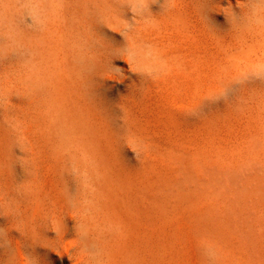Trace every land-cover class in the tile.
Returning a JSON list of instances; mask_svg holds the SVG:
<instances>
[{
    "label": "bare ground",
    "instance_id": "obj_1",
    "mask_svg": "<svg viewBox=\"0 0 264 264\" xmlns=\"http://www.w3.org/2000/svg\"><path fill=\"white\" fill-rule=\"evenodd\" d=\"M116 54H123L132 65L139 68L140 78L145 82L153 77L162 76L165 72L172 75V77L168 76L169 79L181 75L187 82L185 83H189L188 85L192 87H188L189 90L191 89L190 94L187 89L188 99L183 98L188 100L187 104L190 100L191 105L187 106L190 107L188 115H191L193 121L199 117L202 104L203 93L200 94L199 89L203 84L202 64L205 62L231 66L233 71L225 75L228 80L237 78L249 81L246 80L248 77L253 83L252 86L264 84V0H0V104H4L3 102L9 97L10 83L26 80L27 82L24 81L23 84V86L27 84V87L24 86L26 94L31 99H35L41 107L48 105L49 108L44 107L47 110L44 116L47 122L49 120L48 124L52 126V131L59 134L62 143L89 145L96 151L95 147L106 139L102 130L109 131L110 127H114L113 119L118 123L117 113L114 114L113 108L107 105L109 102L107 93L102 90L104 87L111 88L110 84L114 83V86L117 84L115 83L117 79L109 73L111 69L108 65ZM127 72L124 76L128 74ZM179 76L176 78L179 79ZM121 82L124 81H120L119 84ZM261 89L264 91V87ZM183 98L179 101L184 103ZM178 102L176 103L179 105ZM37 103L35 108L38 106ZM263 107L261 109H264ZM8 108L11 111V106ZM31 108L32 111L34 108ZM8 110L5 109V115ZM129 110H125L127 114ZM114 111L116 112L115 108ZM28 115L30 117L29 113ZM178 117L179 115L176 120L181 122V118L177 119ZM198 120L200 122V119ZM30 121L31 119L26 123ZM258 121L254 125H257ZM180 124L182 126V123ZM262 125V131L259 130L260 127L256 128L261 132L260 134L264 130V124ZM101 126L103 133L98 129ZM32 127L34 131V126ZM96 128L101 133L96 132ZM196 128L194 127V130ZM190 129L194 131L193 128ZM252 135L248 138L254 139V142H251L253 144L248 143V139L245 142L249 144L247 147L254 149V144L259 147L262 139L259 142L255 140L256 134ZM259 135L258 138L261 137ZM9 136V130L0 125V264H69L67 260L72 261L73 264H87V239L92 240L100 248L104 247L103 241L105 246L111 247L114 244L118 246V252L109 255V261L113 260L109 264H157V262L159 264L161 259L163 261L166 259H163L165 251L161 253L153 251L145 240L154 208L152 198L155 197L157 190L162 189L161 182L149 184L150 179L133 177L123 163L116 159L110 160L106 153L97 155L93 152L91 161L98 165L100 170V175L97 176L100 191L90 190V195L87 197H90L92 203L107 201L110 207L108 219L104 216L106 214H99L100 211H91L90 218H95L97 222L103 221L105 224L94 223V228L90 224L89 230L96 235L101 234L99 229H103L108 235L102 240L100 238L98 240L97 237L90 239L87 234V224H42L46 218L48 220L54 218V213L44 215V210L41 212V209H38L37 203L41 197L39 198L40 176L38 173L36 175L34 169L37 163H28L18 158L15 148L7 142ZM172 138L175 139L174 136ZM113 139L115 141V137ZM256 141L259 145L255 143ZM231 142L234 143L233 140ZM261 147L260 145L258 149ZM180 148H183V145ZM208 151L210 152V148ZM247 151L250 152L249 149ZM189 154L198 160L201 155L203 157V154L199 156V153L198 155L195 153L196 156L194 153ZM193 157L191 156L192 160L195 159ZM204 158L200 159L201 162H205L206 158ZM252 160L253 158L246 163L243 158L242 161L246 164L239 162L238 166L234 164L236 168L239 167L238 169L231 167L236 170H231L226 165L212 166V168L217 167V170L211 168L209 174L205 173L206 176H203L206 165L197 167L200 169L193 177L197 178V173L203 174V177L195 179L200 188L198 193L210 200L206 210L198 211L199 229L195 232L198 230L199 234L201 231L204 232L199 236L207 235L215 244L222 238L224 240L221 229L223 227L228 229L227 220L223 218L226 212L235 210L239 216L242 214L240 208L246 209L251 206H255V214L250 211L252 218L249 224L259 222L253 225L257 227V231L264 234V172L255 174L251 169L244 170L248 165H253ZM263 160L259 161L260 165L257 163L262 168ZM249 161L251 163H248ZM173 162L175 166L179 164ZM182 163L181 166L184 165ZM193 165L191 164L192 167ZM175 166L172 168L173 172ZM181 166L179 169L184 174L185 170L181 169L183 168ZM253 166L259 170V166ZM180 171L178 170L177 174L180 175ZM35 175L38 178H35ZM177 177L181 178V181L184 180L182 175ZM171 179L174 182V177ZM186 184L182 183V186L186 187ZM242 218L246 220L249 216L245 213ZM67 219L70 221L72 218ZM229 233L231 235V241L227 240L229 245L235 240L233 243L237 244V248L240 247L245 264H252L253 248L249 243L242 245L239 238L242 234L249 236L253 230L241 231L237 226H233ZM227 241L222 242L228 244ZM232 246L228 248L231 250ZM234 247L236 248V245ZM239 250L236 252L238 253ZM231 252L233 254V251ZM231 252H228V256ZM167 256L169 257V254ZM171 256L173 260L175 255ZM231 256L233 255L227 259L229 263H233L237 258L235 256L232 261ZM165 261L167 263V260Z\"/></svg>",
    "mask_w": 264,
    "mask_h": 264
},
{
    "label": "rangeland",
    "instance_id": "obj_2",
    "mask_svg": "<svg viewBox=\"0 0 264 264\" xmlns=\"http://www.w3.org/2000/svg\"><path fill=\"white\" fill-rule=\"evenodd\" d=\"M108 65L111 69V72L109 73L117 79L115 82L117 84L115 86L113 85L114 83L110 84L112 85L111 88L104 87L102 88V90L107 93V98L109 100V102H107V105L113 108L114 114L117 113L116 118L118 123H115L113 119L114 127H110L108 129L109 131H106V128V130H102L103 132H105L104 135L106 139L103 140V143L95 147L97 149L96 151L89 145H73L70 142H60L59 134L52 131V126H49L50 124H48L49 120L47 122L44 116L47 111L46 109L49 108L48 105L44 106L46 108L45 109L43 106L41 107L40 105H38L35 99H31L26 94L25 87H27V84L24 85L25 87L23 86L24 81L27 82L26 80H24L23 82L21 81L22 83L20 81L10 83L9 97L8 99H6V101L3 102L4 104H0V125L6 130H9L10 135L7 142H10L12 147L15 148V151H17L18 153V158H22L28 163H37V167L34 169L36 175L39 174L38 176H40V179L36 177V175L34 177L38 178L39 180V198L41 197V200H38V209H41V212L42 210H44V215L54 213V218H51L50 220L46 218V221H44L42 224H87V234L90 239L97 237L98 240L99 238L102 240L104 239L103 237H107L108 234L103 229H99L101 234L96 235L89 229L90 224L94 228V223H104L100 220L97 222L95 218H90V213H92L91 211H100L99 214H106L104 216H107V219L109 218V202L103 201L99 203L98 201H94L92 203L89 200L90 197H87L88 195H90V190L94 192L100 191L97 179V176L100 175V170L98 169L99 166L93 164L91 161L93 159L92 156L94 155L93 152H96L97 155L106 153L110 157V160L116 159L120 163H123L131 176L144 178L146 180L150 179L151 182H149V184H153L154 182L155 184L161 182L162 189L157 190L155 193V197L152 198L154 208L151 215V224L150 226H148V234L145 238L149 248L153 251L158 253L165 251L163 259L166 258L165 260H167V263L165 260L163 261L161 259V262L159 261V264H233L235 261L236 264H242L240 262H244L243 264H245L244 257H242L243 254L239 250L240 247L238 246L237 248V244L233 243L235 240H232L231 245L233 246L231 247V250L229 249L231 245H229L230 243L227 240L231 241V235L229 231L233 226H237L239 229H241V231H243V229L253 230V233L249 236L242 234L239 240L242 245L243 243H249L250 247L253 248L252 264H264V234L257 231V227H254L253 225L259 224V222L249 224L252 218L251 212L255 214V206H251L250 208L246 209L240 208L239 211L242 212V214L239 216L237 215L235 210L233 212H226V216H223V218L227 220L226 227L228 228V231L225 227L222 226L223 228L221 229V234L222 237H224V240L222 238L217 244L212 243L207 235H205V237H203V235L199 236L202 231L200 232V234L199 230L195 232L197 229H199L197 217L198 211L206 210L210 204V200L207 197H202V195L198 193V190H200V188H198L199 184H197L195 179L201 178L203 174V176H206V174H209V170H217V167L219 166L223 167V165H226V167H229V169H231V167L236 168L235 166H238L237 163L240 162L246 164L247 160H251L252 158V164L259 166V163L262 162L261 160L264 159V157H262L264 156V135H262L264 134V130L262 134H260L261 132L259 131H262L261 127L263 126L262 124H264V109H261L262 106H264V91L263 89H261L262 87H264V84H254V86H252L253 83L248 77L246 78V80L249 81H243L242 79L237 78L228 80V78L226 77L227 74L233 71V68H231V66H229L228 64L217 65L214 62H205L204 64H202L203 67L201 66L203 68L202 70L204 76L201 79H207V82H204L203 79L201 82L204 84V86L201 83V88L199 87V93H203L199 117L191 121V115H188V110L190 107H187L191 105L190 100L188 102L189 104H187L186 102L188 100H185V98L188 99V96H186L188 95L187 89L190 94L191 89L189 90V88L192 87L191 85H188L189 83L186 84L187 82L184 78H182L181 75H178L179 79H177L178 76L169 79L168 76L170 75L165 72V74H162V76L160 75L157 77H153L145 82L142 78H140V73L138 71L139 68L132 65L128 58L124 57L123 54L114 55L113 60L109 62ZM228 66L230 67L229 69ZM124 69H127L128 72ZM125 72H127L128 74L124 76ZM225 72L227 73L225 74ZM223 75H226V79ZM125 77L126 79H124ZM170 77H172V75ZM208 79L209 81L212 80L213 82H209ZM120 81L124 82H121V84H119ZM133 86L134 88H132ZM182 98L184 103L182 101H179ZM34 101L38 105H36V108V103ZM175 101H179V105ZM121 103H123V105H120ZM125 105L127 106V108H125ZM175 105L178 109L175 107ZM185 105L187 109L185 108ZM8 106H11V111H9L10 108H8ZM181 106L183 108H180ZM31 107L34 109H32ZM30 108L32 109V111L30 110ZM114 108L116 109V112L114 111ZM5 109L6 111L9 109L8 111L10 112V114L9 112H7L6 114L9 117L5 115ZM124 109H130L129 113L127 114V111H125ZM251 109L252 111H250ZM28 113L30 114V117L29 115L27 116ZM177 114L179 115L177 119L181 118V122L180 120H176V117L178 116ZM134 115L135 118H133ZM25 118L27 120L31 119V121L29 122L31 125L29 123H26L27 120ZM198 119H200V122ZM257 121L259 123H257V125H254ZM178 122L179 124L177 125ZM180 123H182L183 127ZM195 123L197 125H195ZM251 123L253 124L249 125ZM176 125L180 126L181 128H178ZM184 125L186 126L184 127ZM32 126H34V131H32ZM189 127L193 128V130L194 127L198 128H196L192 132V129H190ZM258 127H260L259 130L256 129ZM96 129V132H102V126L101 128H98L101 132ZM175 129H177V131L179 132H175ZM250 129L253 131H250ZM30 130L32 131V133H30ZM180 131L182 132V134ZM28 132L29 134H27ZM108 133H111L112 135H109ZM169 133H174L175 135ZM35 134H39V138H37L38 136H36ZM113 134L115 136H113ZM255 134L257 136L255 137L257 138L255 140L260 142V140L262 139L263 141H261L262 144L260 145L262 147L260 149H258L260 147L259 143L257 141L255 142L259 145V147L257 146V148L254 144V149L257 148L256 152H254L255 150L253 148L247 147L249 146L247 142H254V139L251 140V137H248L250 135L255 136ZM259 134L261 135V137ZM107 135L108 137H106ZM258 135L260 138H258ZM173 136L175 139L172 138ZM114 137L115 141L113 139ZM33 138L34 140H32ZM199 139L201 140L199 141ZM231 139L234 143L231 142ZM236 139L239 140L237 141ZM246 139L251 141L249 142L247 140V142H245ZM106 140H111L114 142H104ZM43 141H45V143ZM165 141H167L168 143ZM41 142H43V144ZM180 142L184 143L182 144ZM32 143L34 145H32ZM110 144H112V146H110ZM209 144L212 145L208 147ZM182 145L184 149L180 148L182 147ZM225 146H227V148ZM229 146L231 147L230 149ZM62 147L64 149H61ZM205 147L207 148L205 149ZM216 147H218L219 149H215ZM190 148L191 151H189ZM209 148L210 152L208 151ZM246 148L249 149L250 152L247 151ZM180 149H182V153L179 151ZM251 149H253L252 152ZM195 150L197 151L195 152ZM231 151L234 153H232ZM185 152H187L188 154L194 153V156H196L195 153H199V156L203 154V157L201 155L198 160L193 157V155L189 154V156ZM236 152L238 154H236ZM216 153H218V155ZM231 153L232 156H230ZM182 154H186L185 156L189 157V159ZM207 154L209 155L207 156ZM191 156L196 160H192ZM204 156H207V158L205 157V159ZM202 158L205 159V162H201L200 159ZM243 158L245 159L246 163L245 161H242ZM57 159H60L59 162ZM255 159H258L257 163L259 165H257ZM191 160L193 161V163L191 162ZM173 161H176V163L178 162L179 164H176L175 166V163ZM187 161L191 163L189 164ZM197 161L201 166L198 165ZM232 161L238 162L233 163ZM181 163L184 165L181 166ZM248 163L251 162L249 161ZM191 164H194L193 167L191 166ZM262 164H264V162ZM188 165L192 167L191 170L193 172L190 170V167H188ZM253 165L251 166L250 164V166L248 165L247 169H241H251V171L255 174H261L264 172V167L262 168L259 166L258 170L257 167L255 168V166ZM174 166V172H176V174L178 170L180 171L179 167H183L181 169L185 170L183 172L184 174H182L181 170L180 175H182V179L186 180L185 182L184 180L181 181V178L178 179L177 175L180 177L179 173L176 175L173 172L172 168ZM202 166L209 168L206 169L204 167V173L201 175L197 173V178H194L193 175H195L196 171H199L200 169H197V167ZM212 166L217 167L212 168ZM54 169H56V171ZM203 171L201 170V172ZM170 173H172L171 175H174L171 177ZM173 177L174 182L172 181L173 179H171ZM176 177L177 182L175 183ZM171 182L174 184H172ZM182 183L188 184H186L185 187L182 186ZM183 189H185V191ZM81 210L83 211L81 212ZM245 213H247L249 216V218L246 220L242 218V215H244ZM68 217L72 219L69 221V219H67ZM223 221L225 220L223 219ZM107 239L110 240L109 238ZM115 241L118 242L117 238H115ZM222 241H224L225 243L227 241L228 244H225ZM221 244L223 245L221 246ZM102 245L104 247H97L92 240L89 241L87 239V264H109V262L112 263L113 260L109 261V258L111 255H114L118 252V246H116L115 244L111 247L107 245L105 246L104 241L102 242ZM235 245L236 248L234 247ZM237 250H239L238 253L236 252ZM231 251H233V254ZM228 252H231L229 256L233 255L231 256L232 261L234 260L233 258H235V256L237 257L233 263H229V260H227L229 257ZM168 254L169 257L167 256ZM172 254L173 256L175 255V258L173 260H171V258H173L171 256ZM238 256L240 257L238 258ZM67 262H69V264H73V262L70 260H67Z\"/></svg>",
    "mask_w": 264,
    "mask_h": 264
}]
</instances>
